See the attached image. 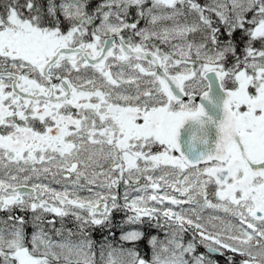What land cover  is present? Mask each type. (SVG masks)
I'll use <instances>...</instances> for the list:
<instances>
[{"label": "snow or ice", "instance_id": "obj_1", "mask_svg": "<svg viewBox=\"0 0 264 264\" xmlns=\"http://www.w3.org/2000/svg\"><path fill=\"white\" fill-rule=\"evenodd\" d=\"M0 264H264V0H0Z\"/></svg>", "mask_w": 264, "mask_h": 264}, {"label": "trees", "instance_id": "obj_2", "mask_svg": "<svg viewBox=\"0 0 264 264\" xmlns=\"http://www.w3.org/2000/svg\"><path fill=\"white\" fill-rule=\"evenodd\" d=\"M117 235H118V233H117ZM139 247H140V249L142 251H145L144 248H146V241L145 242H142Z\"/></svg>", "mask_w": 264, "mask_h": 264}, {"label": "rangeland", "instance_id": "obj_3", "mask_svg": "<svg viewBox=\"0 0 264 264\" xmlns=\"http://www.w3.org/2000/svg\"><path fill=\"white\" fill-rule=\"evenodd\" d=\"M98 237V236H97ZM144 250L146 251L147 249L146 248H144Z\"/></svg>", "mask_w": 264, "mask_h": 264}, {"label": "flooded vegetation", "instance_id": "obj_4", "mask_svg": "<svg viewBox=\"0 0 264 264\" xmlns=\"http://www.w3.org/2000/svg\"><path fill=\"white\" fill-rule=\"evenodd\" d=\"M98 238V237H97Z\"/></svg>", "mask_w": 264, "mask_h": 264}]
</instances>
